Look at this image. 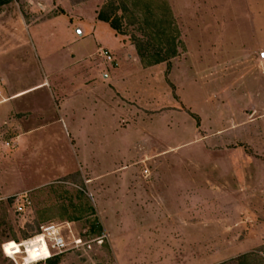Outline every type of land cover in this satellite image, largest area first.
<instances>
[{
    "label": "rangeland",
    "instance_id": "1",
    "mask_svg": "<svg viewBox=\"0 0 264 264\" xmlns=\"http://www.w3.org/2000/svg\"><path fill=\"white\" fill-rule=\"evenodd\" d=\"M261 1L0 0V264H16L22 257L7 258L2 250L4 245L32 239L49 225L56 226L67 243L80 238L91 242L90 248L70 250L53 257L51 263L38 264H220L250 253L258 256L248 258L247 264H264L261 256L264 255V88L257 93L231 96L212 93L199 108L188 102L198 105L205 100L206 92L215 88L217 65H222V73L227 70L226 79L232 80L235 66L228 61L237 53L251 50V54L256 52L257 58L264 61L260 58L264 50L251 47V32L242 24L255 23L258 19L241 13L246 8L258 11ZM99 13L110 21H100ZM99 22L110 33L108 43H103L107 45L101 46L92 57L93 66H88L90 60H86L79 69L99 70L101 75L112 70L136 72L161 65L171 89L173 108L157 111L155 117L139 108L136 126L142 131L143 123L154 122L156 129L169 134L172 140H137L132 147L120 150L122 155H130L129 159L114 160L106 155L110 149L101 152L100 145L103 147L105 143L92 142L87 156L81 141L64 142L54 136L59 137L56 155L45 153L48 155L43 157V152L36 149L44 143L38 136L27 137L23 142L15 140L21 132L16 125L19 116L7 111L25 103L35 107L39 92L3 106L10 96L9 89L36 85L39 75L43 78L41 68L46 69L45 58L41 49L37 58V44L53 43L47 50L54 57L51 65L55 67L62 66L69 58L66 49V52L91 54L97 44L93 38L79 45L68 44L81 37L84 27L90 33L91 26ZM111 23L117 28L113 29ZM230 26H234L235 34L244 37L240 38V45V40L228 43ZM253 33L258 39L259 33L256 30ZM101 51H106L111 61H106ZM201 70L205 75L204 91L194 88L186 94V88L197 82ZM240 72L245 74L244 66ZM67 85V78L59 73L49 81L50 88L66 89ZM227 105L235 108L232 113L236 122L245 119L249 122L236 125L230 134L218 136L220 139L211 136L208 141H173L182 130L191 133L194 128L201 136H207L199 128L202 119L216 120ZM123 106L132 105L125 100ZM64 122L70 129L68 120ZM126 124L124 121L123 128H127ZM179 151L192 155L181 157ZM57 155L62 157L59 159ZM72 159L74 170L65 167L68 173L62 174L60 164L67 166ZM192 160H198L200 167L206 166L203 217L198 222L174 218L149 222L148 211L170 208L147 205L159 203L156 194L153 201L150 199L154 193L151 172L162 166H192ZM206 160H212L218 168L235 164L237 172L230 177L223 172L220 177L211 174L207 172V164L202 163ZM50 166L56 168L48 173ZM112 166L117 168L111 169ZM125 166L130 167L127 175L119 169ZM147 169L150 175L144 174ZM122 196L128 199L126 210H122ZM138 200L142 202L139 206L132 205ZM213 200L219 203L213 205ZM20 205L22 212L17 210ZM138 209L145 218L140 223L132 220ZM171 210L176 208L172 206ZM195 226L202 238L183 236L185 229L195 230ZM99 236L105 237L101 246L93 242Z\"/></svg>",
    "mask_w": 264,
    "mask_h": 264
},
{
    "label": "crops",
    "instance_id": "2",
    "mask_svg": "<svg viewBox=\"0 0 264 264\" xmlns=\"http://www.w3.org/2000/svg\"><path fill=\"white\" fill-rule=\"evenodd\" d=\"M241 13L243 15L248 13L251 15L252 19L253 17L258 19V22L255 23H249V21H247L243 22L242 24L245 30L248 28L251 32V47H259L261 50H264V0L261 1L258 11H251V8H248V10L246 8L241 11ZM252 14L254 16H252ZM246 18L247 17L243 19L246 20ZM234 29V26H230L228 28V43L240 40L238 41L240 45L242 41L240 38L243 39L244 37H240L242 36L241 33H239V35L238 33L235 34L233 31ZM87 30L88 29L84 27L81 31V37L77 36V38L72 39L68 45H79L87 38H93L97 43L96 49H94L91 54L87 55L85 51H82V53L79 51V54H77V52L72 53V51L66 52V49L64 52L66 54L70 53V56L69 58L67 57V61L65 60V63L59 67L51 65L54 61V57L51 56L50 52L47 50V47L54 46L53 43H45L47 46L45 44L43 46L39 44L36 45L37 58L39 59L38 55L40 49L43 50L42 52L44 53L46 69H42L39 64L43 72V78H41L39 75V84L36 85L34 84L32 86H27L20 89H9L11 90L9 92L10 96L3 105L5 106L12 102L22 101L26 96L39 92L38 97H36V100L39 99V103H36L37 105H35V107L25 103L23 106L20 105L8 108L7 111L11 112L13 116H19V120L17 121L16 125L20 127L21 132L19 135H17L15 140L23 142V140H26L27 137L38 136V140H43L44 143L42 146H36V149H39L41 153L43 152V157H47L48 154L56 155L54 152L58 148L57 143L59 142V137H61L60 139L64 140V142L81 141L87 156L92 150V142L105 143L103 147L102 144L100 145L101 152L110 149V154L106 155H110V158H113L114 160L121 157H126L129 159L130 155L125 153L126 155L124 156L122 155L124 154L123 151L120 153V150L123 148L125 149L126 146L132 147L133 143L137 140L148 138L151 141H171L172 137H170L169 134H165L164 132L161 134V130L156 129L154 126V122H151L152 124L143 123L145 129H142V131H145V133L136 126L140 119L139 108H142L149 115L154 117L157 111L166 112L173 108L171 106V89L166 83V79L164 77L165 74L163 72L164 69H162V66H154L150 69L136 72L112 70L107 73H101V75L98 72L99 70L92 69L91 67L92 70L83 72L81 69H79L81 64H84L83 62L86 60H90L88 62V66H93L91 63L92 57L99 51L101 46L107 45L103 43H108L110 36L106 25L100 22L94 23L91 26L92 31L90 33L87 32ZM255 30L259 33V40L256 38L257 34L253 33ZM104 36L106 38L103 39ZM236 50L239 51L238 49ZM247 53H237L233 59L228 61L231 65L234 64L235 66V70L233 71L234 75L232 74L234 77L230 75L233 78L232 80L226 79L227 70L225 73H222L223 66L219 64L214 68V72L217 74L216 79H218V81H216L217 84H215V88L212 91L206 92L207 96L205 100L199 102L198 105L195 103L193 104L188 100L187 101L199 108L201 105H205L206 99L209 97V95H212V93L214 95H217L218 93H227L229 96H231L235 93H257L260 89H263L264 61L257 58L256 52L251 54L252 52L249 50ZM46 59L48 61H46ZM241 66H244L246 69V75L244 74L245 76L240 72ZM58 73L61 77L67 78L68 85L66 89L63 88V86H59L58 88H50L49 81L51 80V77H55ZM197 74V82L192 83L188 86V88H186V94H188V92L194 88L196 90L204 91V87H202L203 78L205 77L204 71L201 70ZM100 77L101 79H99ZM252 86L255 89H253ZM125 100L128 101V103L130 102L132 106L125 108L123 106ZM207 103L209 102L207 101ZM133 108L135 109L134 112ZM234 109V107L227 105L223 107L222 114H219V117L216 118V120H209L207 118L208 120L204 121V119H202L201 124H199V128L201 132L205 133V135L207 134V136H201L197 129L194 128V132L191 133L182 130V134L178 135V137H175L173 141H200L202 139L203 141H208L211 139V136H217V138L220 139L218 136H221L225 133L230 134L231 130L236 125L249 122L245 121L246 119L244 122L241 121V123L236 122L235 113H232V111H235ZM226 111L227 113H225ZM205 115L208 117L209 114L206 112ZM65 119L68 120L70 129L64 122ZM124 121H127V128H123ZM55 133H57V135H55ZM80 136L82 139L79 138ZM47 141L50 142L48 143ZM123 143L124 146L122 145ZM179 152V156H184L185 158L191 157L192 155L188 152L183 153L184 151ZM45 153L48 154L46 155ZM57 156L59 159L62 157L60 155ZM194 157L198 158L197 155H194ZM101 158L104 159V155H101ZM105 161L107 162V159ZM187 162L188 161H186L185 164H187ZM191 162L194 165H181L179 167L162 166L151 172V189L154 193L150 195V199L153 201V198L156 194L159 203L148 202L147 205L152 206V208L161 205L163 207L170 208L160 209L158 212L148 211L149 214L146 217L149 222H154L156 220L166 221V219L172 220L171 218H174L176 221L198 222L200 217H203L201 207L206 204L204 198V190L206 189V186H204L203 170L206 166L200 167L198 160H192ZM202 163L207 164V172H211V174L214 173L219 177L221 172L226 173L228 177L232 175L234 176L237 172L235 164H227L224 167L222 166L218 168V166L213 165L212 160H206ZM39 165L42 167V163ZM60 165V167H62L60 170L62 174L68 173V171L65 170V167L72 168L70 171L74 170L73 159L67 164V166L64 164ZM54 167L56 168V166H50L48 173L54 171ZM115 168L117 167L112 166L111 169ZM129 168L130 167L126 166L123 168L119 167V169L122 171V174L126 175L129 173ZM40 171L41 169L39 168V173ZM144 174L150 175L149 170L147 169L144 171ZM54 175L47 176L48 178L42 179L41 181L47 180ZM121 199L122 210L128 209L126 204V200L128 199H125L124 196H122ZM141 203V200H138L136 203L132 202V205L136 207ZM211 203L213 205H217L219 202L213 200ZM172 206H174L176 210H171ZM188 207H191V209ZM173 213L174 215H172ZM125 214L126 213L124 212V215ZM132 220L139 223L145 221L141 209L136 210L135 213L132 214ZM194 229L195 230H192V228L185 229L183 236L202 238L203 235L198 233V227L195 226ZM193 231L195 232L194 234L192 233ZM188 232H191V234L189 235ZM198 263L199 262H196V264Z\"/></svg>",
    "mask_w": 264,
    "mask_h": 264
},
{
    "label": "built area",
    "instance_id": "3",
    "mask_svg": "<svg viewBox=\"0 0 264 264\" xmlns=\"http://www.w3.org/2000/svg\"><path fill=\"white\" fill-rule=\"evenodd\" d=\"M101 55L106 59V61H111L110 55L106 51H101ZM260 58L264 59V53L260 54ZM17 210L19 212H22L23 206L20 205ZM104 236H99L97 239H94L93 242L96 243L98 246H101L104 243ZM35 240H40L41 243H43L44 247L47 250V257H39L36 261H29L27 260L26 255V249L23 246L24 243H30L34 242ZM91 242H85L80 238H74L69 243L66 242V240L63 238V236L60 234L58 228L54 225H49L46 227H43L41 229V232L33 237L32 239H28L27 241L17 243V245L20 247V254L22 257L20 258V262L16 264H38L42 262H46L50 260L51 258L58 256L60 254H63L65 252H68L70 250L79 249V248H90ZM3 250V248H2ZM15 256L13 255L9 259H14ZM262 258H264V255H262Z\"/></svg>",
    "mask_w": 264,
    "mask_h": 264
},
{
    "label": "bare ground",
    "instance_id": "4",
    "mask_svg": "<svg viewBox=\"0 0 264 264\" xmlns=\"http://www.w3.org/2000/svg\"><path fill=\"white\" fill-rule=\"evenodd\" d=\"M23 246L26 249L27 260L29 261H36L38 259V256L41 258L47 257V250L44 247L43 243L40 242V240H35L34 242L30 243H24ZM20 253V247L14 242L8 243L3 246V254L7 258H11L13 255H19Z\"/></svg>",
    "mask_w": 264,
    "mask_h": 264
},
{
    "label": "trees",
    "instance_id": "5",
    "mask_svg": "<svg viewBox=\"0 0 264 264\" xmlns=\"http://www.w3.org/2000/svg\"><path fill=\"white\" fill-rule=\"evenodd\" d=\"M98 18L100 21L105 22V23L110 21L109 18L107 16L103 15L102 13L98 14ZM111 26L113 27V29L117 28L116 25H114L112 23H111ZM257 256H256V254L250 253L248 255H241L232 261L224 262V263H220V264H233V263H235V264H247L246 262H247L248 258H257ZM51 260H52V258L50 260H48V263H51Z\"/></svg>",
    "mask_w": 264,
    "mask_h": 264
}]
</instances>
